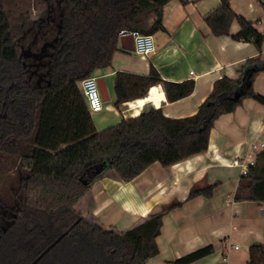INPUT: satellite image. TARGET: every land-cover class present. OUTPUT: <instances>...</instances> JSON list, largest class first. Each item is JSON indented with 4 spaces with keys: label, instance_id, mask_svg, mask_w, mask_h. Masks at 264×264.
<instances>
[{
    "label": "trees",
    "instance_id": "1",
    "mask_svg": "<svg viewBox=\"0 0 264 264\" xmlns=\"http://www.w3.org/2000/svg\"><path fill=\"white\" fill-rule=\"evenodd\" d=\"M169 1L61 0L57 11L47 0L50 22L33 32L40 34L34 41L47 45L34 50L39 56H24L5 0H0V158H18L17 183L0 193V264H147L159 253L164 214L181 202L119 230L87 218L78 208L92 183L106 174L129 181L154 162L168 166L204 151L221 114L235 110L245 97L264 103L253 85L264 71L263 58L249 61L238 79L216 80L193 115L176 118L152 107L97 128L82 79L112 64L122 31L165 29ZM204 19L217 36L229 34L237 20L240 29L234 37L263 47L264 32L237 14L231 0H220ZM155 84H162L167 99L175 101L191 94L196 81L164 79L154 66L147 75L119 70L115 104L143 97ZM103 162L107 168L98 171ZM214 187H195L189 198L211 196ZM235 198L264 202V148L242 174ZM214 250L208 245L167 264H188ZM246 264H264L263 243L250 245Z\"/></svg>",
    "mask_w": 264,
    "mask_h": 264
},
{
    "label": "crops",
    "instance_id": "2",
    "mask_svg": "<svg viewBox=\"0 0 264 264\" xmlns=\"http://www.w3.org/2000/svg\"><path fill=\"white\" fill-rule=\"evenodd\" d=\"M219 3L220 0L169 1L164 8L165 29L152 34L155 50L149 54L127 49L119 39L112 64L92 74L105 78L109 94L103 109L92 112L99 130L152 107H162L166 115L176 118L193 115L216 80L223 76L238 79L249 61L264 58V43L258 49L252 41L234 37L240 29L237 20L229 34H213L204 16ZM231 5L237 14L251 19L264 32V0H231ZM125 44L132 42L127 39ZM152 66L167 80L194 79V91L169 101L163 85L155 84L145 96L117 106L116 72L147 75ZM253 85L264 95V71L255 77ZM253 140L264 142V103L245 97L235 110L215 120L206 150L168 166L154 162L129 181L103 175L92 183L78 208L103 226L126 230L164 205L179 201L181 205L164 214L157 236L159 253L147 264H167L208 245H214L215 250L188 264H246L250 245L264 244V202L235 198L242 173L232 162L245 153ZM107 165L103 162L96 169ZM208 184H215L211 196L189 198L193 188Z\"/></svg>",
    "mask_w": 264,
    "mask_h": 264
},
{
    "label": "rangeland",
    "instance_id": "3",
    "mask_svg": "<svg viewBox=\"0 0 264 264\" xmlns=\"http://www.w3.org/2000/svg\"><path fill=\"white\" fill-rule=\"evenodd\" d=\"M47 0H5L6 8L13 22L14 33L20 48V52L24 56L31 54L39 56V51L34 50L43 49L47 44L43 46L41 43H37L34 37L40 36L39 33H33L38 30V26L41 23L50 22L48 18L52 16H46ZM61 0H53L55 6L60 4ZM55 12V17L60 15ZM30 30V31H29ZM30 32V33H29ZM18 158L16 156L3 155L0 158V193H3L7 188L17 183L18 177Z\"/></svg>",
    "mask_w": 264,
    "mask_h": 264
},
{
    "label": "built area",
    "instance_id": "4",
    "mask_svg": "<svg viewBox=\"0 0 264 264\" xmlns=\"http://www.w3.org/2000/svg\"><path fill=\"white\" fill-rule=\"evenodd\" d=\"M132 33L135 39V50L142 55L155 50V41L152 34L139 31H122V34ZM81 88L92 112L100 111L104 107V97L101 93L98 77L90 75L82 79ZM264 148V142L253 140L244 154L236 156L232 164L241 169L242 174H247L250 167L257 162L258 153Z\"/></svg>",
    "mask_w": 264,
    "mask_h": 264
},
{
    "label": "water",
    "instance_id": "5",
    "mask_svg": "<svg viewBox=\"0 0 264 264\" xmlns=\"http://www.w3.org/2000/svg\"><path fill=\"white\" fill-rule=\"evenodd\" d=\"M121 42L123 47L127 48V49H135V39H134V35L132 33H127V34H122L121 35ZM130 39L132 42V45H127L125 44V40ZM98 84L101 90V93L104 97V100H108L109 99V94H108V89H107V84H106V80L104 77H99L98 78Z\"/></svg>",
    "mask_w": 264,
    "mask_h": 264
},
{
    "label": "flooded vegetation",
    "instance_id": "6",
    "mask_svg": "<svg viewBox=\"0 0 264 264\" xmlns=\"http://www.w3.org/2000/svg\"><path fill=\"white\" fill-rule=\"evenodd\" d=\"M31 55H33V54H31ZM35 56V55H34Z\"/></svg>",
    "mask_w": 264,
    "mask_h": 264
}]
</instances>
